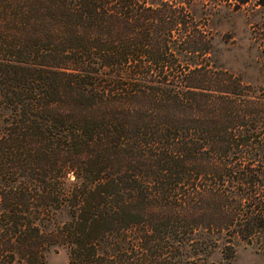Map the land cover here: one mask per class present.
<instances>
[{
    "label": "trees",
    "instance_id": "obj_1",
    "mask_svg": "<svg viewBox=\"0 0 264 264\" xmlns=\"http://www.w3.org/2000/svg\"><path fill=\"white\" fill-rule=\"evenodd\" d=\"M192 1L0 0V264L54 246L207 264L253 243L264 101L213 59Z\"/></svg>",
    "mask_w": 264,
    "mask_h": 264
},
{
    "label": "rangeland",
    "instance_id": "obj_2",
    "mask_svg": "<svg viewBox=\"0 0 264 264\" xmlns=\"http://www.w3.org/2000/svg\"><path fill=\"white\" fill-rule=\"evenodd\" d=\"M192 8L197 21L205 23L214 37L213 59L239 74L250 85L253 98L264 101V0H193ZM254 127L264 131V118ZM260 193L264 200V192ZM255 212L263 214L261 209ZM56 219L63 223L69 215L61 211ZM253 223L257 227L253 243L243 241L234 257H227L218 249L207 264H264V222ZM45 264H69L68 248L52 247Z\"/></svg>",
    "mask_w": 264,
    "mask_h": 264
}]
</instances>
